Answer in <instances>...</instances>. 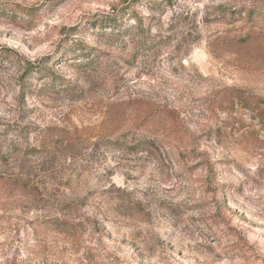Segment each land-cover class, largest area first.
I'll list each match as a JSON object with an SVG mask.
<instances>
[{
  "label": "rangeland",
  "instance_id": "374dc122",
  "mask_svg": "<svg viewBox=\"0 0 264 264\" xmlns=\"http://www.w3.org/2000/svg\"><path fill=\"white\" fill-rule=\"evenodd\" d=\"M150 2L0 0V264H264V14ZM123 12L114 33L91 23Z\"/></svg>",
  "mask_w": 264,
  "mask_h": 264
},
{
  "label": "trees",
  "instance_id": "16d2710c",
  "mask_svg": "<svg viewBox=\"0 0 264 264\" xmlns=\"http://www.w3.org/2000/svg\"><path fill=\"white\" fill-rule=\"evenodd\" d=\"M172 0H153V2H150L149 4L152 6L153 9L155 10H161V4L162 3H168L171 2ZM261 3L260 0H249V3L247 5H243V6H230L229 8V18H231L230 22L233 21H237V20H247L250 22L255 21L256 24H260L261 22L258 21V18L263 16V9L261 8V6L259 5ZM224 6H221V9H224ZM10 13L15 14V15H27V16H32L35 12L33 8H28L25 6H21L18 4H13L12 7L9 8ZM118 15L115 16L114 14L111 15H103L100 20H92L91 23L92 24H97L98 27L102 28L104 27L106 24H108L110 26V31L112 33H114L115 31H119L120 26L122 24L123 18L125 17L126 13L123 12L122 13H117ZM135 17V21H134V26H132L133 28L136 29V33H138L139 31H143V27H142V22L141 19L139 18V16L137 15H133ZM129 29H127L126 31L128 32ZM143 34L141 33V36ZM254 32H249L248 34L240 37L238 39L239 43H246L249 42L251 40H254ZM95 48L85 45L83 43H75L73 46L70 45V47H66L65 52H69V56L71 59V63L72 62H88L91 63L92 62V56H93V50ZM67 54V55H68ZM81 58V59H80ZM16 60L22 63V66L24 67V74H31V72H37L40 74H44L43 77L41 78V80H43V85L44 86H51V87H58V88H68L70 87V82L69 80H67L64 77H59L58 75H56V69L54 68H47L43 62H37V63H30L25 61V59L22 57V55H16ZM48 79V80H46ZM24 85H26V83H24ZM23 85V87H24ZM28 86V85H27ZM29 91V89H26ZM253 102L256 104L257 109L259 111L258 116H260L261 118H264V99L256 97L255 95H253ZM256 110V109H255ZM166 115V114H164ZM170 115H167V117ZM119 138L117 137L115 139H109V143L112 144H120L119 143ZM147 139H138V140H134L132 139L130 142V145L133 148H138L141 145H144L145 143H150L151 141H146ZM124 144H128L127 142H125ZM199 184H200V188L201 190H208L209 191V184L206 183L203 180H199ZM219 208V209H218ZM220 216V207H217V209L212 213L211 217H210V222L212 223H216L218 220V217Z\"/></svg>",
  "mask_w": 264,
  "mask_h": 264
}]
</instances>
